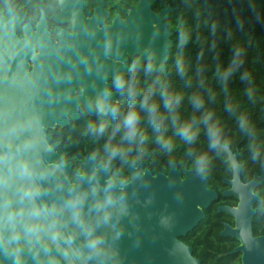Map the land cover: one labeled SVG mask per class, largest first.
I'll list each match as a JSON object with an SVG mask.
<instances>
[{
  "label": "water",
  "instance_id": "1",
  "mask_svg": "<svg viewBox=\"0 0 264 264\" xmlns=\"http://www.w3.org/2000/svg\"><path fill=\"white\" fill-rule=\"evenodd\" d=\"M56 1L61 10L55 19L73 22L76 41L56 28L64 52L51 46L44 12L36 24L37 34L29 23L24 24L26 38L44 56L36 57V72L31 75H23L30 48L15 34L24 17L10 9L0 15V264H200L177 237L192 230L204 217V209L217 197L207 187L205 178L191 169L178 170L176 163L167 173L157 174L142 164H132L125 169L129 175L126 181L124 177L110 176L114 165L96 166L95 157L86 155L78 164L80 173H74L70 181L71 163H57L64 153H55L57 144H48L50 136L37 126L42 120L50 127L55 126L54 120L65 125L67 112L73 118L78 116L76 103L84 102L92 113L82 96L65 98L73 82H83L90 99L105 86H95L94 79H107L114 70L127 73V56L138 54L139 62H143L146 53H151L159 64L168 44V60L173 31L164 19L174 8L168 5L156 12L152 9L156 0H137L125 18L117 13L110 25L97 28V23L108 16L103 7H96L92 17L86 19L82 11L84 0ZM99 54L119 60H96ZM162 73L166 75V65ZM113 99L116 100L115 93ZM227 155L230 161V155L236 157L239 153L233 154L229 149ZM21 165H27L34 173V187L39 191L35 203L51 210L41 214V231L32 235L26 231V214L16 216L14 226L7 222L9 213H26L31 207V202L22 200L20 195L26 183L20 174ZM239 169L237 165L234 176H238ZM74 183L78 186L67 191V186ZM249 187H236L241 196L236 212L226 206L219 208L235 217L239 230L225 224L220 233L237 238L239 245L232 251L241 252V264H264V237H255L251 228V203L255 198L249 200ZM108 191L117 198V208L110 226L96 227L105 243L100 253H93L86 244L85 224L97 223L89 208L96 196L103 197ZM77 197L83 204L84 223L72 215L70 201ZM56 230L60 235L54 242L51 237ZM243 244L247 245L245 250Z\"/></svg>",
  "mask_w": 264,
  "mask_h": 264
},
{
  "label": "trees",
  "instance_id": "2",
  "mask_svg": "<svg viewBox=\"0 0 264 264\" xmlns=\"http://www.w3.org/2000/svg\"><path fill=\"white\" fill-rule=\"evenodd\" d=\"M136 4L137 0H87L86 7L103 5L112 13L119 12L124 15L127 9L134 8ZM168 5L174 10L164 19V24L173 31L170 37L173 45L169 48L166 75L161 72L146 77L142 74L145 62H139L141 69L137 76L141 88L151 84L157 75H163L170 83V90L182 94L181 110L187 115L191 111L187 98L195 90L197 82L195 73L197 68L202 66L206 80L204 90L206 102L209 97L207 89H211L216 94V99L206 103V106L214 110L221 119L225 128L224 136L231 142L230 148L242 152L239 159L245 163L242 169L243 177L249 178L255 172H264V164H262L264 162V0H156L152 9L157 12ZM8 9L15 14L25 15L27 21L34 22L44 11L48 16H52L57 11V4L54 0H0V15ZM180 20L186 23L189 36L183 54L189 65L188 76L192 77L193 87H185L187 77L181 79L176 75V54L181 51L177 48L176 28ZM237 47L241 48L244 54L240 57L243 61L242 65L228 84V98L240 103V110L233 117L224 110L227 99L221 91L219 76H215L214 73L218 63L223 67L229 65ZM134 59L136 58L130 59L129 62ZM245 72L248 73L254 90L253 100H249L245 95L249 83L240 79ZM118 99L122 98L118 96ZM123 107L126 108V103ZM241 115L255 126L254 133L245 135L239 129ZM97 120V116L83 115L71 125L54 131L55 139L62 141L60 148L69 152L64 161L72 165L70 176L78 173V164L86 155L95 157L96 166L103 165L101 158L104 155L103 144L107 132L98 140H94V134L87 128L89 122L95 123ZM113 124L114 121L108 124L107 131H111ZM144 125H147V121ZM148 135L149 141L145 145L148 155L138 164H142L153 174L167 173L172 163H176L180 171L193 170L191 161L184 157L183 146L171 156L153 155V150L157 147L152 143L154 133L149 129ZM250 145L260 148V155L255 160ZM197 147L212 158L208 175L202 177L207 179L209 187L219 190L221 186L224 187L221 179L230 174V168L224 162L226 155L222 153L218 156L215 150L209 151L203 137L198 141ZM127 159L131 160L132 156H128ZM111 165H114L110 173L111 177H124L126 181L129 180L125 169L132 164L125 165L122 159H117ZM257 216L254 224L257 222ZM221 220H226V217L224 213L216 211L213 203L205 209L204 217L185 238V241L191 245L193 256L199 259L200 264H240V252L232 251L237 243L235 238L219 234Z\"/></svg>",
  "mask_w": 264,
  "mask_h": 264
},
{
  "label": "clouds",
  "instance_id": "3",
  "mask_svg": "<svg viewBox=\"0 0 264 264\" xmlns=\"http://www.w3.org/2000/svg\"><path fill=\"white\" fill-rule=\"evenodd\" d=\"M177 52L175 65L176 75L185 80V87H193L192 77L188 76L189 65L184 59L183 48L186 45L189 36L186 30V23L180 20L177 24ZM158 31L154 32L153 37L158 36ZM169 45L164 48L165 55L162 56L161 63H157L156 56L146 53V61L143 66V75L150 76L153 73H161L163 67L167 64V53ZM243 50L237 47L234 51V57L227 67L219 63L215 68V76H219L222 85L221 91L225 94L227 103L224 110L231 116H236L240 110V103L228 98V84L235 75L237 69L242 65ZM141 65L139 59H134L127 65V74L121 70H114L111 75V87L105 86L98 89L94 96L90 98L88 104L97 116V122H89L88 131L92 132L93 139L98 140L107 132V138L103 144V157L101 164L110 166L113 161L122 159L126 164H138L148 155L145 145L149 141V129L154 133L152 143L157 147L153 150V155L162 154L171 156L178 148L184 147V157L191 161V167L194 172L200 176L208 175L212 158L200 149L197 144L201 137L206 141V147L209 151L215 150L216 155L222 153L227 155L230 148V140L224 136L225 128L221 119L214 110L206 106L216 99V94L211 89L208 101L205 100L204 90L206 80L203 75L202 66L197 68L195 73L197 82L195 90L188 96L187 103L191 106V111L185 115L181 110L183 96L181 93L171 91L170 83L163 75H157L156 78L145 88H141L137 73ZM242 82H248L249 87L245 90V95L249 100L254 99V90L251 87V80L248 73H243L240 77ZM147 83V81H145ZM117 94L122 99L114 100L113 94ZM126 103V108L123 105ZM163 109V111H162ZM114 121L111 131L108 129V119ZM147 121V125L144 122ZM239 129L243 134L254 133L255 126L243 115L239 119ZM127 145L126 147L124 145ZM253 151V159L260 155L259 146L250 145ZM132 159H127L128 156ZM264 164V162H262ZM20 174L25 178L20 193L22 200L31 202V207L25 213H9L7 222L15 225L16 216L28 217L26 231L29 235L41 231V225L44 223L40 219L42 213L50 212L46 206H38L35 203L39 191L34 187V173L27 165L20 166ZM111 191H108L103 197L96 196L89 211L93 212L97 223L87 225L85 240L87 247L93 253H100L105 243L103 235L96 231V227L103 225L110 226L113 219V211L117 204ZM73 209L72 215L80 223H84L83 204L80 198L70 201ZM122 207V206H121ZM58 228V226H57ZM60 233L58 230L53 232L52 240L55 242Z\"/></svg>",
  "mask_w": 264,
  "mask_h": 264
},
{
  "label": "flooded vegetation",
  "instance_id": "4",
  "mask_svg": "<svg viewBox=\"0 0 264 264\" xmlns=\"http://www.w3.org/2000/svg\"><path fill=\"white\" fill-rule=\"evenodd\" d=\"M54 1L57 4V11L54 12L52 14V16H48L47 13L44 11V16H45V19H46V29H47V32L49 33L50 45L51 46H57L58 49L60 50V52L63 53L64 49H63V46L61 45L60 38H59L57 32L55 31V29L59 28L60 30L64 31L66 34L70 35V37L72 38L73 41H76V36L74 34V31H73V22L72 21H70V20H65L63 22H57L56 21L55 17H56V15L59 14L61 9L59 7V3L56 0H54ZM86 2H87V0H84V3L82 5V11H83V14H84L86 19L92 17V15L94 13V9L96 7H103L104 10L108 12V16H106L101 22L97 23V25H96L97 28H101L103 25H110L112 19L114 18V16L117 13H119V12L112 13L110 10H108L103 5H94L91 8H88V7H86ZM127 11H128V9H127ZM127 11H126V13L124 15L119 13L122 18L126 17ZM1 15H3V14H1ZM15 15L24 17V20L16 28V31H17V35H18V39H19L18 41H23V42L27 41L28 43L30 42V46L26 42V44L30 48V54L25 58V71H24L23 75H31V74L36 72V65H35L36 57H38V56L39 57H44V56H43L42 51L40 49H38L37 47L33 46L31 41L26 38L25 32L23 30V25L26 24V23H29L31 25L32 29H33V32L37 33L36 24L38 23L39 19L41 18L42 13H40L38 15V17L36 18V20L34 22L27 21L25 15H22V14H15ZM104 21H106V22H104ZM31 52H32V54H31ZM104 58H107V59H110V60H113V61H118L119 60V58H115V57H113L111 55H105L104 56V55H101V54H99L97 56L96 60H101V59H104ZM133 58L137 59V58H139V55L127 56V60L125 61L126 66L128 64H130L129 61H130V59H133ZM143 62H145V61H143ZM125 74H127V73H125ZM105 82H107V84H109L108 87H111V74L108 75L107 79L98 80L96 78V79L93 80V83H94L95 86H100L102 84H105ZM89 93L90 92H87L85 90L83 82H73L71 84V92L65 98L77 99V98L82 96L88 102L90 100L89 99ZM115 99L118 100V95L117 94H115ZM37 105L40 106L42 104H38L37 103ZM74 106H75L74 108L77 110L78 116L76 118H73L72 114L71 113L69 114V112H67L65 114L67 123L65 125H63V126L58 124V122L56 120L54 121L55 122L54 123L55 124L54 127L48 126L47 123H45L43 120L41 122L42 123L41 126H45V134L47 136H50L49 140H48V144L56 143L57 145L54 148L55 153H58V154L64 153V156H63V158L61 160L62 164L68 162V161H64V159L67 157L69 152H68V150L60 148V145H61L62 141L60 139H55V132L54 131L56 129H58V128H64L66 126L71 125L73 122H75L78 119H80L83 115L96 116L95 113L93 112V110H92V113H90V111L87 109V107H86L84 102L76 103V104H74ZM41 108L44 109L43 105H42ZM111 123L108 122V124H111ZM229 149L231 150V152L233 154H236L237 152L239 153V155L236 156V163L238 165H240L239 174H238L237 178H236V176H234V171L235 170H234L232 164L229 161H227L228 155H226V158H225L224 162L228 164V167L230 168V174H229L228 177H223L221 179V184L224 185V187L221 186V188L219 190L217 188L209 187L208 186V181H207V187L212 189V190H214L216 192V194H217V197L213 201L210 202V204H209V206L207 208H209L211 206V204L215 203L216 211L224 213V216L226 217V220H221V229L219 230V234L221 235L220 232L224 229L225 224L229 225L230 227H236V224H235L236 220H235V217L233 215H231V213H229V212H227L225 210H219V208L223 207V206H226V207H228L230 209L238 208L239 204L241 203V196L238 195V193L236 191V187H238L239 184L243 185V186H239V187H242V188L250 186L249 190H251V193H252V195H254V198H255V200H253L254 198L250 199L248 197L249 200H251V201L253 200L252 203H251V209L254 211V213L252 215V221H251L252 233H253V235L255 237H259V236H263L264 237V179H261V177L264 175V172H261V173L255 172V173H253L251 175V177L244 178L243 175H242V169H243L245 163L240 161V159H239L241 157V155H242V152L239 151L238 149H235V150H232L231 148H229ZM90 157H92V156H90ZM136 165H138V164H136ZM144 168H146V167H144ZM198 176H200V175H198ZM255 176H256V178H255ZM235 179L238 181L239 184H234L233 181ZM257 180H259V181H257ZM254 181H256V182H254ZM248 183H250V185H248ZM245 185H247V186H245ZM249 190H248V192H249ZM224 191H230V193L227 194V195H224L223 194ZM248 192H247V195H248ZM204 211H205V209H204ZM256 215H258L257 216V222H255V224H254V221H255L254 219H256ZM189 232H187L183 236L177 237V240L182 242L184 245L188 246L191 249V255L193 256L191 245L185 241V238L187 237V234ZM227 236L232 237L230 235H227ZM232 238H235V237H232ZM235 240L237 241V243L234 246V248L239 245V241L237 240V238H235ZM1 246H2V244H1V241H0V248H1ZM194 258H196V257H194ZM240 264H241V252H240Z\"/></svg>",
  "mask_w": 264,
  "mask_h": 264
},
{
  "label": "bare ground",
  "instance_id": "5",
  "mask_svg": "<svg viewBox=\"0 0 264 264\" xmlns=\"http://www.w3.org/2000/svg\"><path fill=\"white\" fill-rule=\"evenodd\" d=\"M35 34H37V33H35ZM27 42V41H26ZM28 43V42H27ZM28 45L30 46V42L28 43ZM40 51V50H39ZM31 54H32V52H31ZM41 54V53H40ZM33 73V72H32ZM41 107H42V105H40ZM70 114V113H69ZM55 121V120H54ZM55 123V122H54ZM42 125V123H39L37 126L39 127V126H41ZM48 168H49V165H48ZM146 174V171H144V172H142V175L144 176ZM237 178V177H236ZM233 179V178H232ZM231 179V180H232ZM258 179V178H257ZM252 181V180H251ZM234 184H239L238 183V181L235 179L234 181ZM243 184V183H242ZM248 185H250V183H248ZM78 185L76 184V183H74V184H72V185H68L67 186V191H69L71 188H73V187H77ZM239 186H243V185H240L239 184ZM245 186H247V185H245ZM122 191H124V190H122ZM248 197L251 199V198H254V195H252V193H251V190H249V192H248ZM231 211H234V212H236L237 210H238V208H235V209H230ZM236 220V219H235ZM235 224H236V227H235V229L236 230H239V226H238V222H237V220H236V222H235ZM242 246V248L245 250L246 248H247V245H241Z\"/></svg>",
  "mask_w": 264,
  "mask_h": 264
},
{
  "label": "rangeland",
  "instance_id": "6",
  "mask_svg": "<svg viewBox=\"0 0 264 264\" xmlns=\"http://www.w3.org/2000/svg\"><path fill=\"white\" fill-rule=\"evenodd\" d=\"M104 22H106V21H104ZM103 22V23H104ZM15 34H16V36L18 37V35H17V31L15 30ZM138 55V54H137ZM42 128L43 129H45V126H42ZM231 164H232V166H233V168H234V170H236L237 169V163H236V157L234 156V155H230V161H229ZM58 164H61L62 162L61 161H59V162H57ZM79 169V168H78ZM78 173H80V171H78ZM69 180L70 181H72V176H70L69 175Z\"/></svg>",
  "mask_w": 264,
  "mask_h": 264
}]
</instances>
